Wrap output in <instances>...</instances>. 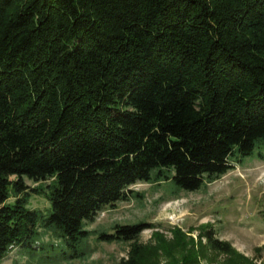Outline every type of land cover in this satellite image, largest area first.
Wrapping results in <instances>:
<instances>
[{"label":"trees","instance_id":"obj_1","mask_svg":"<svg viewBox=\"0 0 264 264\" xmlns=\"http://www.w3.org/2000/svg\"><path fill=\"white\" fill-rule=\"evenodd\" d=\"M256 146L264 0H0V261L14 247L84 259L86 222L141 196L133 184L197 190ZM26 179L45 210L29 207ZM152 226L95 238L127 242ZM198 237L154 231L120 264H200L209 249L254 264L211 228Z\"/></svg>","mask_w":264,"mask_h":264},{"label":"rangeland","instance_id":"obj_2","mask_svg":"<svg viewBox=\"0 0 264 264\" xmlns=\"http://www.w3.org/2000/svg\"><path fill=\"white\" fill-rule=\"evenodd\" d=\"M231 161L233 166L225 174L193 191L179 188L170 181L133 184L131 189L141 196L106 207L93 221L86 222V228L93 232L81 242L80 248L84 243L89 251L84 259L65 261L60 247L44 248L38 252V258H30L19 247H14L0 264H120L127 259L132 244H154V231L171 239L174 227L193 237L196 243L198 235L211 228L215 237L230 242L254 264H262L264 248L260 254L255 249L264 245V147L256 146L251 155L237 156ZM25 183L31 193L29 207L42 210L49 207L45 197L31 190L40 183L27 179ZM11 188L9 186L10 191ZM12 201L10 192L7 203ZM140 221L153 226L144 229L135 240L103 242L95 238L98 231H111L117 223ZM49 238L44 236L43 240L47 242ZM226 258L227 255L209 249L200 264H222Z\"/></svg>","mask_w":264,"mask_h":264}]
</instances>
